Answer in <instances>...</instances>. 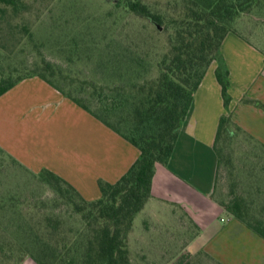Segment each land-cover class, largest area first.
Segmentation results:
<instances>
[{"label": "rangeland", "instance_id": "obj_1", "mask_svg": "<svg viewBox=\"0 0 264 264\" xmlns=\"http://www.w3.org/2000/svg\"><path fill=\"white\" fill-rule=\"evenodd\" d=\"M23 1L27 10L8 24L0 21V74L16 79L41 72L43 63L50 64L59 76L56 84L64 87L75 82L74 94L91 100L92 109L100 115L103 105L92 98L91 84L95 89L126 88L159 76L155 66L166 48L164 28L125 6L141 1L159 12L176 0ZM24 25L31 36L24 35ZM233 28L264 42V0L237 19ZM107 95L112 93L107 91ZM123 117L108 120L128 133L130 123L122 122ZM232 129L233 135H223L218 144L214 197L224 205L240 196L251 206V220L264 221V145L234 123ZM52 223L59 224L58 228ZM82 227L80 217L53 186L0 149V264H38L37 259L71 264L76 255L69 251L73 245L69 231ZM179 229L172 225V233L161 241L129 244L130 264L220 263L205 252L189 253L183 238L191 236H183Z\"/></svg>", "mask_w": 264, "mask_h": 264}, {"label": "crops", "instance_id": "obj_2", "mask_svg": "<svg viewBox=\"0 0 264 264\" xmlns=\"http://www.w3.org/2000/svg\"><path fill=\"white\" fill-rule=\"evenodd\" d=\"M259 40L234 32L224 39L229 110L213 62L171 158L156 165L152 198L135 219L130 245L164 240L174 225L191 236L183 238L191 254L205 252L222 264H264V237L214 197L221 117L230 114L234 124L264 145V42ZM0 149L34 173H55L87 201L101 197L100 180L117 183L140 156L136 146L39 77L21 81L0 97ZM251 217V223L264 226L262 218Z\"/></svg>", "mask_w": 264, "mask_h": 264}, {"label": "trees", "instance_id": "obj_3", "mask_svg": "<svg viewBox=\"0 0 264 264\" xmlns=\"http://www.w3.org/2000/svg\"><path fill=\"white\" fill-rule=\"evenodd\" d=\"M258 1L176 0L159 12L141 1L128 3L125 8L130 13L164 28L166 48L155 66L159 72L156 79L136 82L126 88L116 85L107 90L95 89L91 84V96L97 97L103 105L100 108L103 116L92 109L91 100L74 94L77 90L75 82L69 81L64 87L57 85L55 77L59 76L50 64L43 63L41 72L16 79L0 74V97L21 81L39 77L140 151L138 160L117 183L99 181L101 197L95 201L85 200L70 183L49 170L36 173L37 177L53 186L61 198L66 199L73 214L79 216L83 224L79 231H69L73 244L69 251L73 250L79 258L74 257L71 264H130V234L136 217L152 198L156 165H166L171 158L194 95L213 62L218 63L216 77L222 88L224 107L229 110L232 100L229 94L230 73L221 46L228 33L239 34L233 24L243 14L250 13ZM27 9L23 0H0V21L8 24L9 19ZM22 29L24 35L31 36L27 26ZM107 91L112 95H107ZM116 115L124 116L122 122L130 123L128 133L108 120ZM232 127L231 115L222 116L215 146L218 157L219 141L223 135H233ZM223 206L234 218L264 237V226L258 222L251 223L249 206L242 197L236 196ZM53 225L57 229L59 224ZM37 262L49 264L40 259Z\"/></svg>", "mask_w": 264, "mask_h": 264}, {"label": "water", "instance_id": "obj_4", "mask_svg": "<svg viewBox=\"0 0 264 264\" xmlns=\"http://www.w3.org/2000/svg\"><path fill=\"white\" fill-rule=\"evenodd\" d=\"M157 27H159V28L161 29V27H160V26H157Z\"/></svg>", "mask_w": 264, "mask_h": 264}]
</instances>
